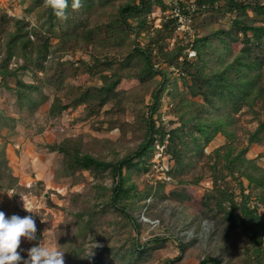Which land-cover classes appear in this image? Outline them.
Returning a JSON list of instances; mask_svg holds the SVG:
<instances>
[{"label":"trees","instance_id":"trees-1","mask_svg":"<svg viewBox=\"0 0 264 264\" xmlns=\"http://www.w3.org/2000/svg\"><path fill=\"white\" fill-rule=\"evenodd\" d=\"M26 1L27 13L40 9L38 24L31 25L26 15H9L0 8V93L10 90L21 109L35 113L49 99L43 87L60 90L67 75L85 72L91 78H98L100 84H78L69 91L64 90L62 95L55 94L47 105V114L58 117L83 105L85 114L90 115L119 97L124 89L119 84L125 77L135 76L144 81L159 75L151 100L140 110L143 139L126 155L111 160L100 158L83 152L80 142L72 136L44 143L49 150L63 154V174L67 170L72 174L88 170L97 178L111 177L108 186L98 184L97 202L87 203L74 212L78 236L85 237L91 225L109 210L121 214L138 229L139 222L132 210L145 206L146 199L162 189L166 181L164 175L154 174L162 161L153 160L156 149L162 145V152L174 158V164L168 161L163 172L175 175L193 163L190 153L201 156L205 146L221 133L225 142L207 152L211 159L212 185L204 192L201 204L215 209V216L221 214L229 228L238 229L239 236H247L245 263L263 264L264 176H255L241 163L249 146L261 143L264 138V0H124L117 6L114 5L117 0H81L82 6L77 11L71 7L72 0H68L66 19H58L50 9L44 8L43 0ZM190 1L196 4L190 12L194 37L185 42L182 35L175 33L176 17L167 10L175 3L186 5ZM157 6L165 12L159 19L160 25L153 26ZM102 7L107 20L90 25L96 9ZM68 20L70 24L65 23ZM52 34L61 42L80 41L86 51L89 44L107 42L111 37L120 42L133 35L136 40L124 55H98L94 51L89 59L73 60L53 55L56 50L50 40ZM173 36V47L168 48ZM234 41L240 43L239 48L233 47ZM188 45L196 51L192 57H187ZM133 66L137 67L135 72L134 69L124 72ZM25 73L31 75V80L23 79ZM10 78H14L13 83ZM165 94L169 96L167 104L173 106L170 109L179 110L178 116H163L160 111ZM243 106L254 112L257 125L246 132V144L235 150L234 113ZM5 108L0 105V188L7 190L18 180L6 153L8 131L15 126L16 118ZM141 174L148 184L139 190L132 177ZM227 174L236 179L238 192L227 182L219 184ZM199 180L196 177L191 181ZM152 182L157 185L154 187ZM254 186L261 190L252 196ZM0 211H3L1 203ZM39 235L37 232L32 247L39 244ZM164 242L165 236L155 234L142 242L132 240L130 246L111 248L109 263L118 259L120 264H138ZM186 244L181 241L179 249L184 250ZM80 249L81 243H78L72 251L77 253ZM143 253L148 255L142 256ZM171 261L167 258L164 264ZM92 264H105L103 253L95 256ZM195 264H229V261L207 254Z\"/></svg>","mask_w":264,"mask_h":264},{"label":"rangeland","instance_id":"rangeland-1","mask_svg":"<svg viewBox=\"0 0 264 264\" xmlns=\"http://www.w3.org/2000/svg\"><path fill=\"white\" fill-rule=\"evenodd\" d=\"M122 1L124 0H117L114 5L117 6ZM26 5V0H0V8L7 11V14L26 15L31 25L38 24L40 9L27 13ZM103 8L105 9V7L96 9V15L90 25L95 21L107 20L108 16ZM155 8L157 10L153 12L156 14L153 26H159V19L164 15L165 10H159L158 6ZM65 23L70 24L71 20ZM50 40L56 50L53 52L54 56L61 55L63 58L76 60L79 57L89 59L94 51L98 55L104 53L114 56L124 55L136 38L131 35L117 42L115 37H111L107 42L89 44L88 48L91 52L86 51L85 47L80 45V41L71 39L61 42L54 34L51 35ZM232 45L237 49L240 43L234 41ZM171 47H173L172 38L168 42V48ZM48 61L50 62V59ZM132 69L135 72L137 67L133 66L124 72L133 71ZM22 77L24 80H31L29 73L23 74ZM158 78L159 75L140 81L135 76L125 77L119 84V87L124 88L119 92V97L108 101L99 112L90 115L85 114L86 108L83 105L68 112L64 111L58 117H49L47 114V105L55 94L62 95L64 90L69 91L78 84L84 86L89 83L100 84L98 78H91L85 72L67 75L60 90L51 91L43 87L44 92L49 94V99L33 114L26 108L21 109L18 106L15 95L10 90L6 89L5 92L0 93V105L6 107V112L16 118L15 126L8 131L6 153L12 173L18 180L10 189L0 188L1 206L6 217L32 216L40 234L39 243L43 246L57 247L64 252V264H92L93 258L99 253H103L105 264H112L109 263L111 248L130 246L132 240L142 242L155 234L165 236V242L154 247L149 255L143 253L142 256L148 255V257L138 264H164L167 258L172 259L170 264H195L207 254L220 256L228 260L229 264H249L243 261L244 247L248 243L247 236H239L238 229L229 228L220 217L221 214L217 213L215 216V209L201 204L204 192L212 185L209 166L211 159L208 158L207 152L225 142L221 133L216 134L212 142L205 146V153L201 156L190 153L193 163L187 165L184 171L175 175L160 170L154 173L157 176L164 175L166 181L162 189L146 199L145 206L141 208L137 206L132 210L139 222L138 229L133 223L126 221L127 219L121 214L109 210L91 225L85 237L78 236L74 212L80 211L87 203L97 202L100 191L98 184L108 186L111 177L105 175L97 178L88 170L75 171L73 174L67 170L66 174H63L61 171L63 154L57 150H49L44 143L58 141L64 136H72L74 140L80 142L83 152H89L100 158L111 160L126 155L143 139L144 124L140 110L144 103L151 100V93L158 85ZM9 80L11 83L14 82V78ZM163 97L164 100L160 105L163 116H178L179 110L177 108L171 110L173 106L166 102L169 96L165 94ZM234 115L236 137L233 146L236 150L246 144V132L254 129L257 120L254 112L246 106ZM156 150L152 154L153 160L162 158L164 165L167 161L174 164L172 156L163 155L162 151L159 156L157 152L160 147ZM241 166L255 176H264V138L261 143L249 146ZM196 177H200L199 182L191 181ZM132 178L139 190L148 184L143 174ZM148 178L154 181L153 178ZM226 182L238 192L236 179L232 175L227 174L219 180V184L222 185H226ZM152 185L155 187L157 184L152 182ZM260 190L258 186L252 187V196ZM8 194L13 195L9 197ZM22 199L33 208L35 214L24 210ZM142 202L143 200L140 204ZM259 210L261 211L262 208L259 207ZM83 216L85 217L86 213ZM181 241L187 243L182 251L179 249ZM78 243H81V249L74 253L72 250ZM32 245L33 240L21 238L18 252L23 259L28 258L27 252ZM262 257L264 262V254ZM113 264H120V260L117 259Z\"/></svg>","mask_w":264,"mask_h":264},{"label":"clouds","instance_id":"clouds-1","mask_svg":"<svg viewBox=\"0 0 264 264\" xmlns=\"http://www.w3.org/2000/svg\"><path fill=\"white\" fill-rule=\"evenodd\" d=\"M81 6V0H72L71 7L74 11L79 10ZM43 7L50 9L58 19L67 18L68 0H43ZM8 195L11 197L13 194ZM23 208L26 212L35 214L33 208L24 200ZM36 232V222L32 216L6 217V214L0 211V264H64V252L57 247L43 246L41 243L28 250L27 259L22 258L18 252L21 238L35 240Z\"/></svg>","mask_w":264,"mask_h":264},{"label":"built area","instance_id":"built-area-1","mask_svg":"<svg viewBox=\"0 0 264 264\" xmlns=\"http://www.w3.org/2000/svg\"><path fill=\"white\" fill-rule=\"evenodd\" d=\"M195 8H196V4L194 2L190 1L186 5H179V4L175 3L173 8L167 10V11H169V14L171 16L176 17L175 33L182 35L185 42L191 41L194 37V29L190 23L191 22L190 12ZM173 40H174V36L172 38V41ZM185 50L187 53V57H192L196 54L195 49L191 45H188L185 48ZM159 147H160V150L157 153L160 156L163 146L161 145ZM162 154L164 155L165 153L162 152ZM161 160H162L161 164L157 165L155 168L159 169L161 172H163V170L167 168V163L164 165L163 164L164 160L162 158H161ZM155 161L158 162V160H155Z\"/></svg>","mask_w":264,"mask_h":264}]
</instances>
